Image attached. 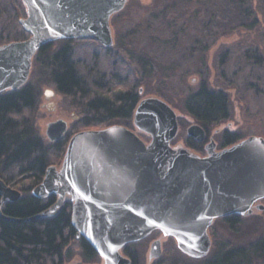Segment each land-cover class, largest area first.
Segmentation results:
<instances>
[{"label":"water","instance_id":"95a60500","mask_svg":"<svg viewBox=\"0 0 264 264\" xmlns=\"http://www.w3.org/2000/svg\"><path fill=\"white\" fill-rule=\"evenodd\" d=\"M127 1L23 0L27 16L20 23L30 37L0 45V94L27 84L34 57L47 44L92 38L112 47L111 19ZM133 123L149 142L120 124L74 134L61 167L48 166L32 190L39 199L55 195L56 202L31 217L4 213L3 205L21 199L22 192L0 176V216L18 222L53 217L70 202L77 237L104 264H132L124 248L155 231L161 237L152 242L150 259L162 255L163 237L174 238L189 257L202 259L211 252L209 229L217 218L264 210L263 136L251 135L221 149L211 139L203 156L175 147L178 115L160 96L141 98ZM66 130L67 123L58 120L49 124L47 134L57 141ZM187 132L198 141L207 137L200 124Z\"/></svg>","mask_w":264,"mask_h":264},{"label":"rangeland","instance_id":"374dc122","mask_svg":"<svg viewBox=\"0 0 264 264\" xmlns=\"http://www.w3.org/2000/svg\"><path fill=\"white\" fill-rule=\"evenodd\" d=\"M186 1L128 0L111 19L114 45L105 47L92 38L69 39L73 59L84 74L95 73L112 92L133 89L140 99L160 96L167 100L176 110L180 125L178 135L172 141L175 147H188L203 156L207 154L205 147L211 139L216 141L218 149L223 148L224 132L242 139L251 135L264 137V0H249L250 18L238 26H228L217 35L205 29L212 12L208 8L211 3L201 5L197 0L190 4ZM25 16L21 0H0V45L29 38V33L19 23ZM252 19H256L255 22ZM161 40L167 43L164 45ZM59 41L50 43L53 44L51 49L56 48ZM142 48L155 52L161 62L153 74L142 72L141 65L129 56L140 53ZM134 71L138 74L135 75ZM28 83L35 86L37 100L24 116L29 117L35 133L44 143L51 146L57 141L65 143L61 151L52 152L50 165L61 167L69 140L84 130L120 124L136 131L146 142L150 141L147 134L136 129L133 116L128 122L116 120L110 125L84 126L80 121L82 112L72 98L59 92L50 78L39 74L36 56ZM203 86L223 91L230 104L229 116L207 127L189 112L185 103L187 96ZM58 120L67 123V130L63 137L53 141L47 129L49 124ZM192 124L204 127L208 133L204 141L188 135L187 130ZM10 185L23 195H29L37 183L25 178ZM261 203L264 204V200ZM238 216L235 224H230L227 217L215 220L209 229L211 252L202 259L184 254L172 237H163L162 255L150 259L151 244L161 237L159 231L130 243L135 262L129 257L132 264H207L220 247L247 246L264 235V210L256 209L249 216ZM67 249L71 251V257L62 264H104L100 256L86 260L76 237L70 239ZM255 264H264L263 259L256 260Z\"/></svg>","mask_w":264,"mask_h":264},{"label":"trees","instance_id":"16d2710c","mask_svg":"<svg viewBox=\"0 0 264 264\" xmlns=\"http://www.w3.org/2000/svg\"><path fill=\"white\" fill-rule=\"evenodd\" d=\"M194 1L188 0L186 3ZM197 1L201 5L211 3L208 8L212 12L208 15L205 29L216 35L224 32L225 28L243 24V20L251 16L249 0ZM199 32L201 34L202 31ZM59 42L56 48L51 49L53 44H47L37 53L39 74L50 78L59 92L72 98L82 112L81 123L84 126H98L110 125L116 120L128 122L140 100L139 94L133 89L110 91L108 84L99 81L95 73L89 75L80 70L73 59L69 40ZM161 42L164 45L167 43ZM129 56L141 65L144 73L153 74L161 65L157 54L149 49L142 48L140 53L134 52ZM134 72L138 74V71ZM36 100L35 86L29 83L18 90L0 94V176L7 183L31 178L38 184L50 166L52 152L61 151L65 144L64 141H57L53 146L48 145L35 133L29 117L24 116V113L34 107ZM185 103L189 112L204 127L229 116V99L221 90L203 86L187 96ZM241 139L235 134L224 132L222 146L232 145ZM56 199L54 195L45 199L26 195L8 204L3 211L13 217L27 218L47 209ZM238 217L232 215L226 220L235 224ZM75 237L70 202H66L60 213L53 217L18 222L0 216V264H62L71 257V251L66 250V247L70 239ZM79 243L86 260L98 257L86 240L82 239ZM125 252L135 262L131 244L125 247ZM259 259H263L264 263V235L247 246L220 247L207 264H255Z\"/></svg>","mask_w":264,"mask_h":264},{"label":"flooded vegetation","instance_id":"af4514ba","mask_svg":"<svg viewBox=\"0 0 264 264\" xmlns=\"http://www.w3.org/2000/svg\"><path fill=\"white\" fill-rule=\"evenodd\" d=\"M21 2L23 3V8H24V11H25V15L27 16V10H26V7H25V4H24V2H23V0H21ZM25 16V17H26ZM19 23H20V20H19ZM21 24V23H20ZM22 25V24H21ZM23 27V26H22ZM24 29V28H23ZM25 30V29H24ZM26 31V30H25ZM27 32V31H26ZM28 33V32H27ZM29 37H30V33H29ZM9 42H12V41H9ZM9 42H7V43H9ZM3 44H6V43H3ZM2 45V44H1ZM207 136H208V133H207ZM8 184H10V183H8ZM29 195H31V194H29ZM24 196H26V195H23V193H22V197L21 198H23ZM55 196V195H54ZM0 199H1V196H0ZM20 200V199H19ZM16 202V201H15ZM10 203H13V202H6L4 205H3V210H4V208L8 205V204H10ZM232 216V215H231ZM227 217H229V216H227ZM76 238H77V240L80 242L82 239H84L83 237H80V238H78L77 237V231H76ZM85 240V239H84ZM124 251H125V248H124ZM99 256V255H98ZM129 256V255H128Z\"/></svg>","mask_w":264,"mask_h":264}]
</instances>
